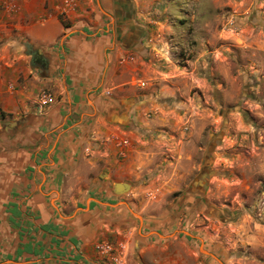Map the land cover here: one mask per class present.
Returning a JSON list of instances; mask_svg holds the SVG:
<instances>
[{
	"label": "crops",
	"instance_id": "1",
	"mask_svg": "<svg viewBox=\"0 0 264 264\" xmlns=\"http://www.w3.org/2000/svg\"><path fill=\"white\" fill-rule=\"evenodd\" d=\"M133 3L0 0V264H182L144 201Z\"/></svg>",
	"mask_w": 264,
	"mask_h": 264
},
{
	"label": "rangeland",
	"instance_id": "2",
	"mask_svg": "<svg viewBox=\"0 0 264 264\" xmlns=\"http://www.w3.org/2000/svg\"><path fill=\"white\" fill-rule=\"evenodd\" d=\"M133 2L151 226L182 229V264H264V0Z\"/></svg>",
	"mask_w": 264,
	"mask_h": 264
},
{
	"label": "water",
	"instance_id": "3",
	"mask_svg": "<svg viewBox=\"0 0 264 264\" xmlns=\"http://www.w3.org/2000/svg\"><path fill=\"white\" fill-rule=\"evenodd\" d=\"M127 121V116H124L122 122L125 124V122ZM213 170L211 169L210 165L207 164V166L197 175V177L193 180L192 182V190L194 191H199V192H205L207 185H208V181L210 176L212 175ZM118 185L121 184H128L131 186H127V187H119L121 191H128L130 190V187H132V184L129 182H117Z\"/></svg>",
	"mask_w": 264,
	"mask_h": 264
},
{
	"label": "built area",
	"instance_id": "4",
	"mask_svg": "<svg viewBox=\"0 0 264 264\" xmlns=\"http://www.w3.org/2000/svg\"><path fill=\"white\" fill-rule=\"evenodd\" d=\"M38 101L41 105L49 104L53 101V93L48 89H42L37 95ZM128 140H123V143H127ZM98 250L103 254H110L115 250V246L111 242H101L98 244Z\"/></svg>",
	"mask_w": 264,
	"mask_h": 264
},
{
	"label": "bare ground",
	"instance_id": "5",
	"mask_svg": "<svg viewBox=\"0 0 264 264\" xmlns=\"http://www.w3.org/2000/svg\"><path fill=\"white\" fill-rule=\"evenodd\" d=\"M116 185H117V187H127V186H130V185H128V184H121V185H118L117 183H116Z\"/></svg>",
	"mask_w": 264,
	"mask_h": 264
}]
</instances>
